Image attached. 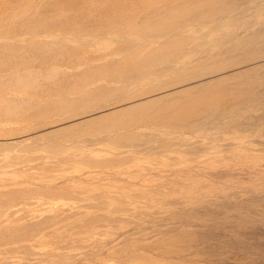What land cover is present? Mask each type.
Returning <instances> with one entry per match:
<instances>
[{"label": "rangeland", "instance_id": "rangeland-1", "mask_svg": "<svg viewBox=\"0 0 264 264\" xmlns=\"http://www.w3.org/2000/svg\"><path fill=\"white\" fill-rule=\"evenodd\" d=\"M0 264H264V0H0Z\"/></svg>", "mask_w": 264, "mask_h": 264}]
</instances>
